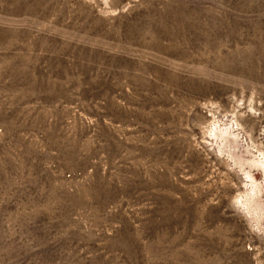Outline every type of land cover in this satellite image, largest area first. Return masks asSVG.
I'll return each instance as SVG.
<instances>
[{"label": "rangeland", "instance_id": "rangeland-1", "mask_svg": "<svg viewBox=\"0 0 264 264\" xmlns=\"http://www.w3.org/2000/svg\"><path fill=\"white\" fill-rule=\"evenodd\" d=\"M0 264H264V0H0Z\"/></svg>", "mask_w": 264, "mask_h": 264}]
</instances>
